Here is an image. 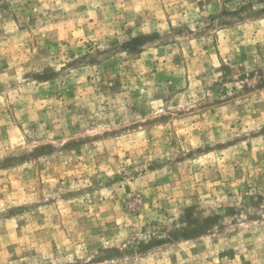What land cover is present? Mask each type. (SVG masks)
<instances>
[{
    "label": "rangeland",
    "instance_id": "rangeland-1",
    "mask_svg": "<svg viewBox=\"0 0 264 264\" xmlns=\"http://www.w3.org/2000/svg\"><path fill=\"white\" fill-rule=\"evenodd\" d=\"M0 264H264V0H0Z\"/></svg>",
    "mask_w": 264,
    "mask_h": 264
}]
</instances>
